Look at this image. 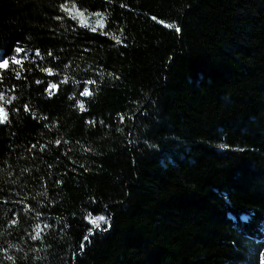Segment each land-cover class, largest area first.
Segmentation results:
<instances>
[{"label":"trees","instance_id":"trees-1","mask_svg":"<svg viewBox=\"0 0 264 264\" xmlns=\"http://www.w3.org/2000/svg\"><path fill=\"white\" fill-rule=\"evenodd\" d=\"M4 59L0 264H263L264 0H0Z\"/></svg>","mask_w":264,"mask_h":264},{"label":"snow or ice","instance_id":"snow-or-ice-1","mask_svg":"<svg viewBox=\"0 0 264 264\" xmlns=\"http://www.w3.org/2000/svg\"><path fill=\"white\" fill-rule=\"evenodd\" d=\"M63 9L65 12H69V8L67 5L63 6ZM72 14H73V18H77V17H83L84 13L81 11H77V10H72ZM98 17H101V20L99 21V26L103 27V18H102V14L101 13H96L95 14ZM166 27H173L176 28V31L179 32V28L176 27L175 25H165ZM93 31H95L96 29L93 28ZM22 52V49L17 47L15 49V53L19 54ZM37 55H39V53H37ZM11 63L14 65H22V61L20 59H17L16 56H12L11 57ZM9 66V60L8 59H4L2 62H0V69H4L6 67ZM15 70V69H14ZM16 74H17V78H19V70H15ZM46 71L48 72L49 75H52V69H46ZM67 82V81H65ZM39 83V81H38ZM88 83H95V81H88ZM57 88L56 84L51 85V87L49 88V95H52V89ZM92 93L85 88L84 91L81 93V95L83 96H90ZM16 97L15 96H11L10 98L6 99L5 98V94L3 92H0V124H5L8 122V111L5 108V104H10L13 100H15ZM81 110H84V105L81 104L80 105ZM25 110L27 111V107L25 106ZM90 223L95 227V228H99L101 226L102 223L104 224H108L110 227V223L108 221V219L105 216H99L96 218H93L90 220ZM37 237H39V231H37ZM85 239H87V237H85Z\"/></svg>","mask_w":264,"mask_h":264},{"label":"rangeland","instance_id":"rangeland-1","mask_svg":"<svg viewBox=\"0 0 264 264\" xmlns=\"http://www.w3.org/2000/svg\"><path fill=\"white\" fill-rule=\"evenodd\" d=\"M80 20H81V17H80ZM263 264H264V256H263V259H262V261H261Z\"/></svg>","mask_w":264,"mask_h":264}]
</instances>
